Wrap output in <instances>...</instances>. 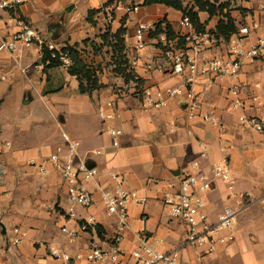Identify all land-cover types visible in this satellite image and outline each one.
<instances>
[{"label": "crops", "instance_id": "obj_1", "mask_svg": "<svg viewBox=\"0 0 264 264\" xmlns=\"http://www.w3.org/2000/svg\"><path fill=\"white\" fill-rule=\"evenodd\" d=\"M144 1L23 0L15 9L0 10V45L18 30L19 20H25L59 49L66 44L82 49L97 66L102 85L81 92L77 76L67 66H47L36 45L0 49V264H61L50 253V246L69 252L72 264H95L87 258L90 244L110 249L118 223L104 208L101 190H114L120 182L143 199L130 201V227L119 243L128 262L134 263L130 253L141 244L139 234L146 232L150 245L163 251L177 249L183 262L264 264V131L239 120L242 113H264V60L244 63L234 80L201 75L195 84V115L189 117L184 74L174 70L165 54L169 48L186 44L185 28L179 24L185 13ZM206 1L215 4L213 14L199 10L194 0L183 1L188 9L197 11L209 33L204 59L228 57L230 39L241 26L250 29L244 38L246 45L264 34V0ZM118 2L138 9L126 12L115 8ZM229 19L237 28L230 38L210 32L216 31L221 20ZM141 24L146 28L140 48L136 30ZM121 28L125 30L127 71L133 76L128 80L113 63L112 69L99 70L104 54L110 53L111 59L113 54L103 34L112 35ZM106 44L110 50L101 51ZM234 82L240 86L243 109L233 107L229 88ZM177 86H182L183 93L169 98L166 105H144L148 94L166 93ZM252 94L259 96V105H251ZM9 97L17 111L5 115ZM36 99L46 108L36 103L32 111L21 109ZM109 101L117 108L112 124L122 130L117 145L107 131L108 123L99 116V108ZM63 133L78 142L79 156L97 169L93 178L81 179L95 198L88 207L69 202L67 181L50 160L52 153L66 155L69 143ZM223 163L230 169L229 182L212 174L213 167ZM187 172H206L212 177L211 187L200 191L210 221L217 222L224 207L239 209L230 230L233 239L218 244L212 253L184 245L186 225L163 202L168 182ZM90 215L96 218V225L74 241L63 236V226L77 227ZM16 227L23 233L18 244L13 243Z\"/></svg>", "mask_w": 264, "mask_h": 264}, {"label": "built area", "instance_id": "obj_2", "mask_svg": "<svg viewBox=\"0 0 264 264\" xmlns=\"http://www.w3.org/2000/svg\"><path fill=\"white\" fill-rule=\"evenodd\" d=\"M23 3V0H0V10L15 9ZM115 8L123 9L126 12L136 11V5H123L116 3ZM181 27L185 28L183 37L185 46L176 49H167L166 57L171 60L174 70L184 74V83L189 88V102L187 105L188 116L195 115L197 107L195 84L197 79L203 74H211L212 78L225 76L231 80L238 77L244 63L264 60V34L258 35L255 40L246 45L245 36L250 29L247 25L241 26L239 31L230 39L228 46V57H214L204 59L202 52L205 49L209 33L198 31L192 23L188 14H185L179 21ZM146 25L141 24L136 30L138 47L144 46L143 31ZM165 39V38H163ZM36 45L41 56L44 49H49L53 57L58 56L56 45L42 34L37 28L30 25L25 20H19V28L16 32L5 38L0 49L14 51L20 47H30ZM59 58L64 66L71 63V58L67 53L59 54ZM183 93L182 86L168 88L166 93L158 91L146 96L144 105L162 107L167 104L168 99ZM235 109L244 107V102L240 98V86L234 82L229 88ZM251 105L260 104L257 94H252ZM243 109V108H242ZM99 116L107 122V131L114 137V144H118L117 137L122 133L121 128L112 124L117 117V108L114 102L109 101L106 106L99 108ZM239 120L243 124H248L257 131H264V113L239 115ZM64 138L69 146L65 157L58 153H52L50 160L57 166L63 177L67 181V197L73 206L88 207L95 201L93 193L86 189L81 181L82 178H93L97 174V169L90 167L87 161L79 156L76 140H70L66 133ZM44 170L43 167L39 168ZM213 176L220 177L223 181L231 180L230 169L227 163L215 165L212 169ZM212 185V177L206 172L184 173L168 182L167 189L163 194V202L169 213L180 219L186 225L184 245L204 248L207 253H212L217 249L218 244L228 242L233 239L231 228L234 226L235 218L239 212L238 208L224 207L218 216L217 222L208 219L206 211V201L200 191L209 189ZM101 202L107 213L116 216L117 227L110 241V249H103L95 242L90 244L87 258L95 264L110 262L113 264H194L191 261L183 262L177 249L163 251L148 243L149 236L146 232L139 234L140 246L131 251L134 263L125 260L119 249V243L123 239L124 232L130 227L128 222V207L133 198L138 201L137 192L127 188L122 182L118 183L114 190L102 189ZM97 224L93 215L81 219L78 226H63L61 228L63 236L69 240H76L82 231H86L90 226ZM227 231L228 234H223ZM23 233L20 228H15L14 244L21 242ZM50 253L61 261V264H72V255L60 248L49 247Z\"/></svg>", "mask_w": 264, "mask_h": 264}, {"label": "trees", "instance_id": "obj_3", "mask_svg": "<svg viewBox=\"0 0 264 264\" xmlns=\"http://www.w3.org/2000/svg\"><path fill=\"white\" fill-rule=\"evenodd\" d=\"M183 1L184 0H145L144 3H163L168 6L181 9L185 14L189 15L192 23L195 25L198 31H205V26H203V24L200 22L197 11L188 9L187 6H184ZM194 2L198 6L199 10H207L210 14H213L215 11V4H212L206 0H194ZM89 13L91 14L93 12L90 11ZM124 31L125 30L121 28L112 35L105 33L103 34L102 38L103 41H105L104 43L110 41V45L113 48V54L111 55V57L112 63L115 64L114 69H116L120 73H123L128 80L130 76L131 78H133V76L132 74H130V72L127 71V69L129 68V60L124 52ZM236 31L237 28L235 23L229 19L228 21L221 20L216 27V31L213 32V30H211L210 32L214 33L215 35L219 34L225 38H230L231 34L235 33ZM110 38H112L111 40L113 42H111ZM92 45L94 48H97V44L92 43ZM56 52L58 53V56L53 57L51 55V51L45 48L44 54L42 56L43 61L47 64V66L63 65V62L59 58V54L67 53V55H69V57L71 58V63L67 67L69 69V72L76 75L79 79V89L81 92H92L94 89L102 86L98 82L97 66L93 62H89L87 60V58L84 56V51L82 49H79L77 45L66 44L60 49H56ZM98 231L101 233L100 229Z\"/></svg>", "mask_w": 264, "mask_h": 264}, {"label": "rangeland", "instance_id": "obj_4", "mask_svg": "<svg viewBox=\"0 0 264 264\" xmlns=\"http://www.w3.org/2000/svg\"><path fill=\"white\" fill-rule=\"evenodd\" d=\"M106 50H110V47L107 44L102 47L101 51L105 52ZM111 64H112V59L110 58V53L107 52L106 54H104V61L102 62V65H100L99 70L101 71L103 67L112 69V65ZM36 103L37 104L39 103L42 108H46L41 100L38 99V102H37V99H36L31 104L24 105L23 107H21V109L23 108V110H27L28 109V110L32 111L33 107L36 106ZM6 108L7 109H5V115L6 114H15L16 111H17V107H16L15 103L13 102V99L11 101L10 97L7 98V100H6ZM1 114H3V113L0 112V119H3Z\"/></svg>", "mask_w": 264, "mask_h": 264}, {"label": "water", "instance_id": "obj_5", "mask_svg": "<svg viewBox=\"0 0 264 264\" xmlns=\"http://www.w3.org/2000/svg\"><path fill=\"white\" fill-rule=\"evenodd\" d=\"M3 232H5V229H3Z\"/></svg>", "mask_w": 264, "mask_h": 264}]
</instances>
